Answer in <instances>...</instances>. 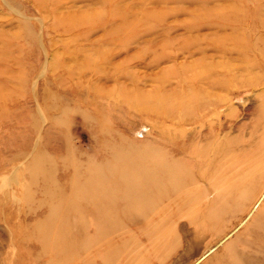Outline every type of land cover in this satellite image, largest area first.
<instances>
[{
  "label": "rangeland",
  "instance_id": "obj_1",
  "mask_svg": "<svg viewBox=\"0 0 264 264\" xmlns=\"http://www.w3.org/2000/svg\"><path fill=\"white\" fill-rule=\"evenodd\" d=\"M0 264H264V0H0Z\"/></svg>",
  "mask_w": 264,
  "mask_h": 264
},
{
  "label": "bare ground",
  "instance_id": "obj_2",
  "mask_svg": "<svg viewBox=\"0 0 264 264\" xmlns=\"http://www.w3.org/2000/svg\"><path fill=\"white\" fill-rule=\"evenodd\" d=\"M259 142V141H258ZM209 153H210V151H209ZM258 172V171H257ZM184 199V198H183ZM75 232V231H74Z\"/></svg>",
  "mask_w": 264,
  "mask_h": 264
}]
</instances>
